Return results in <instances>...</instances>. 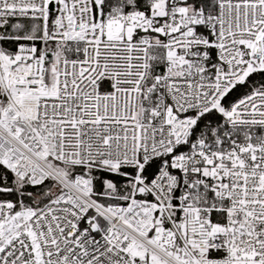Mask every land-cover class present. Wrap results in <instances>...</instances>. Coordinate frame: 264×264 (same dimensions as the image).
Wrapping results in <instances>:
<instances>
[{
    "label": "snow or ice",
    "instance_id": "1",
    "mask_svg": "<svg viewBox=\"0 0 264 264\" xmlns=\"http://www.w3.org/2000/svg\"><path fill=\"white\" fill-rule=\"evenodd\" d=\"M0 264H264V0H0Z\"/></svg>",
    "mask_w": 264,
    "mask_h": 264
}]
</instances>
